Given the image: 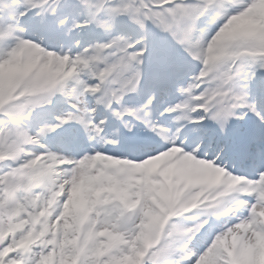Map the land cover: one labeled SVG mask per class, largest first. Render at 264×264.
Segmentation results:
<instances>
[{
  "label": "snow or ice",
  "instance_id": "1",
  "mask_svg": "<svg viewBox=\"0 0 264 264\" xmlns=\"http://www.w3.org/2000/svg\"><path fill=\"white\" fill-rule=\"evenodd\" d=\"M257 2L0 0V264H256L264 241V32L226 34ZM61 6L69 16L59 27L76 13L83 20L69 31L94 25L109 38L78 42L72 53L26 35L29 13L55 16ZM129 23L143 35H111ZM50 38L58 39L55 29ZM26 50L23 68H10ZM149 57L172 70L161 83L175 102L159 109L155 94L134 102ZM191 61L198 71L184 83ZM57 96L70 110L34 125ZM89 96L92 107L82 99ZM100 108L126 131L109 138ZM192 128L209 143L193 140ZM53 135L69 155L52 150ZM81 135L113 146L122 138L126 152L88 153ZM227 152L250 171L238 173Z\"/></svg>",
  "mask_w": 264,
  "mask_h": 264
},
{
  "label": "rangeland",
  "instance_id": "2",
  "mask_svg": "<svg viewBox=\"0 0 264 264\" xmlns=\"http://www.w3.org/2000/svg\"><path fill=\"white\" fill-rule=\"evenodd\" d=\"M63 2H64V0H61L62 5H63ZM21 3H22V0H21ZM263 3H264V0H258L257 5L259 4L258 6H260ZM53 6H55V5H53ZM63 11L65 13L64 17L65 16H69V12L63 6H61L57 10V13H56L57 16L56 15L53 16L51 14H43V15H40V16H35L34 13H29V16L23 22L25 25L28 26V31H27L26 35L28 37H31V36H34V35H39V36L46 37V44H51L52 45V47H50L49 50H55V51H58V52L61 51V50L66 51V52L71 51L72 53L77 52L78 51L77 47L73 51H72L71 48L74 46L75 42H77V43L79 42V44L82 43V40H80V38H82V30L77 29V30H72V31H68L67 32V30H68V26H67V28L63 29V31H62L64 33V38H65V33L67 32V36H66L65 41L64 42L62 40L60 41L62 44L58 41V39L52 40L50 38L53 29H55L56 34L59 35V33L61 32L60 28H64V26L63 27H59L57 24L56 25L54 24L55 20L64 18V17H62L63 14H64ZM75 15L77 16V18L73 17V18L68 20V23H71V28H72V25H73L74 21H82L83 20L82 16L74 13V16ZM55 17H56V19H55ZM33 18H35V21L30 23V21H32ZM40 20H42L41 21L42 23L39 26H36L40 22ZM130 27L133 28L132 32H129ZM201 27L205 29L206 33L210 34L209 29H210L211 26H208V25H205V24L202 23ZM71 28H69V29H71ZM89 28H90L89 29V33L93 32L94 36H98V38H106L105 40H107L109 38V34L108 33L104 32L101 29H97L94 25L89 27ZM125 29H127V32H129V36L128 37L131 38V39H134L133 35H134L135 31L139 32V34L136 35L137 37L142 35V33L136 28V26L132 25L130 23L127 24L126 26H118V28H116L111 33V35H116V34L117 35H123V34H125V32H124ZM87 32H88V30L86 31V33ZM258 32H264V13L260 16V20H257L255 18V9H254L253 12L248 17L243 18L241 21H239L236 24H234L232 29L226 35L231 37V36H234V35H237V34H251V33H258ZM79 36H81V37L79 38ZM92 44H94V43H92ZM92 44H90L89 46H91ZM56 45H57V49L55 48ZM237 47H238L237 44H233L227 50L225 55L221 57V61H219V62H222L224 59H226L227 55L230 54L232 51L236 50ZM28 51L29 50H26L25 53H23L18 58V60L16 61L17 63L15 62L13 65H10L9 67L12 68V69H20L22 60L25 59V62L27 60ZM151 59H153V63H154L152 70L149 71L148 70L149 67H146L145 66L146 64L144 65V79H145L144 83L145 84L147 83L148 80H153L156 77H162V72L166 73V70L160 69L156 65V63L154 62V57H149V59L147 61H151ZM70 69H71V65H67L65 67L64 71L67 72ZM197 69H198V64H191V62L190 63L185 62L184 68H183V75H184L185 79H183L182 82H184V83L189 82L191 77L197 73ZM168 70H170V69H168ZM3 76H4V69H3V66H0V86H2V84H3ZM71 78L72 77H69L68 79H71ZM57 97H59V98L57 99ZM57 97H56V99H55V101H54V103L52 105L46 106L43 109L47 110V109H49V107L52 108L54 106L55 102H58V100L60 99V96H57ZM33 98H35V97H33ZM82 99H86L89 102L88 103L89 107L94 106L93 102H92V97L89 96L87 98H82ZM161 99H162V97H161ZM161 99H160V104H162L163 101L165 102V104L175 102V101H172L171 98L167 99L165 95H164L163 101ZM64 109L68 110V107H65ZM61 110L62 109H59L57 111V115L58 116L61 115L63 112H65V111H61ZM103 112H104V110L102 108L98 109L97 120L107 119V121H108L107 115L103 114ZM33 120L36 121L35 117L33 118ZM41 120H44V119H41ZM43 123H47V121L44 120ZM166 126H171V125L168 124ZM116 130H117V128H113V126H110L109 123H107V127L105 128V134L109 138H114L113 137V133ZM190 135H191V138H195L194 140H197V139H200V138H204L205 139V143L206 144L209 143L210 138L205 134L203 129L197 131L196 129L192 128ZM55 138L56 137L51 136L47 140V143L52 148V150L56 151L57 154L69 155V153L65 152L64 149L60 146L59 143L55 142ZM222 146H223L222 143H217L216 145L212 146L211 154L215 155ZM83 147H84V145H83ZM84 149L88 153H94L96 150H104V151H106L107 154H120L121 155V152H122L120 148H115V146H113V145H103L102 142H100V141H95V145H94L93 148L88 149V148L84 147ZM83 154H84V152H76L75 149H73V152L71 153V155L76 156L77 158H80ZM225 155H226V162L231 161V163H232L233 161H235V159H236V162L239 161V159L234 157L230 152L225 153ZM233 166L235 167V169H236V171L238 173L242 172L243 168L238 166L237 163L233 164ZM53 178L55 179V177H53ZM82 198H83V193L81 192L80 194H78V200L82 201ZM7 207L11 208L12 204L9 203L7 205ZM13 221H15V223H16V218L15 217H13V219L11 220V222H13ZM4 223H5V225L8 223L6 218L4 220ZM259 254H260V259L256 262V264H264V241H261V243L259 245Z\"/></svg>",
  "mask_w": 264,
  "mask_h": 264
},
{
  "label": "clouds",
  "instance_id": "3",
  "mask_svg": "<svg viewBox=\"0 0 264 264\" xmlns=\"http://www.w3.org/2000/svg\"><path fill=\"white\" fill-rule=\"evenodd\" d=\"M104 218H106V217H105V216H102V217H101V219H104Z\"/></svg>",
  "mask_w": 264,
  "mask_h": 264
}]
</instances>
